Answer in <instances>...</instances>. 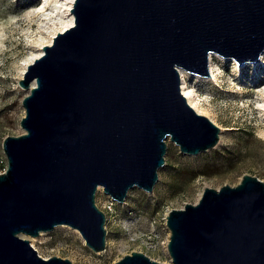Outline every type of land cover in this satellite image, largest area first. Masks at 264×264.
Returning a JSON list of instances; mask_svg holds the SVG:
<instances>
[{"label": "water", "instance_id": "95a60500", "mask_svg": "<svg viewBox=\"0 0 264 264\" xmlns=\"http://www.w3.org/2000/svg\"><path fill=\"white\" fill-rule=\"evenodd\" d=\"M70 10L73 23L17 80L28 93L22 131L1 140L0 264H71L22 236L60 224L103 250L99 187L117 202L131 186L149 192L166 137L186 154L218 141L220 127L181 93L179 69L207 76L210 52L241 64L264 51V0H73ZM164 224L168 261L131 250L111 264H264V183L242 173L205 185Z\"/></svg>", "mask_w": 264, "mask_h": 264}, {"label": "rangeland", "instance_id": "374dc122", "mask_svg": "<svg viewBox=\"0 0 264 264\" xmlns=\"http://www.w3.org/2000/svg\"><path fill=\"white\" fill-rule=\"evenodd\" d=\"M42 2L0 0V157L2 138L22 131L21 99L28 90L17 80L40 32L36 10ZM210 54L207 76L185 71L184 77L201 111L220 127L215 146L186 154L166 137L164 163L157 168L151 191L131 186L124 201L117 202L101 187L96 190L95 202L106 214L103 250L93 251L77 228L60 224L35 236L22 235L40 255L66 257L71 264H111L138 250L165 262L167 209L194 202L205 185L235 184L242 173L264 183V111L259 105L264 94V51L259 64H236L229 56Z\"/></svg>", "mask_w": 264, "mask_h": 264}, {"label": "bare ground", "instance_id": "6f19581e", "mask_svg": "<svg viewBox=\"0 0 264 264\" xmlns=\"http://www.w3.org/2000/svg\"><path fill=\"white\" fill-rule=\"evenodd\" d=\"M73 0H43L42 5L36 10L39 25V35L33 40V49L28 54V56L23 60V66L21 68L22 75L26 65L31 62L36 56H39L43 52L42 46L44 44L50 43L54 34L58 30H63L67 26L73 23V13L70 10ZM261 57V58H260ZM262 56H259L258 60L253 62L257 64L261 63ZM249 62V61H248ZM255 64V65H257ZM208 70L211 72V54H208ZM185 71L179 69L180 76V90L185 97L188 104L199 113L204 114L198 106L196 96L192 89L186 85ZM33 84V81L31 82ZM264 93V92H263ZM262 103H259L260 107L264 111V94L261 97ZM205 115V114H204ZM207 116V115H206ZM212 120V119H211ZM213 121V120H212ZM41 233V232H40ZM27 236V234H22Z\"/></svg>", "mask_w": 264, "mask_h": 264}, {"label": "built area", "instance_id": "2783aa9c", "mask_svg": "<svg viewBox=\"0 0 264 264\" xmlns=\"http://www.w3.org/2000/svg\"><path fill=\"white\" fill-rule=\"evenodd\" d=\"M4 156L0 157V172H2L6 167V157Z\"/></svg>", "mask_w": 264, "mask_h": 264}]
</instances>
